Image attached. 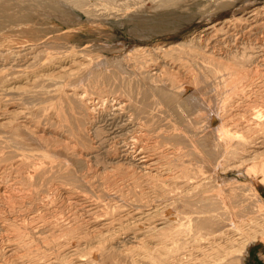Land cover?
Returning a JSON list of instances; mask_svg holds the SVG:
<instances>
[{
  "label": "bare ground",
  "instance_id": "bare-ground-1",
  "mask_svg": "<svg viewBox=\"0 0 264 264\" xmlns=\"http://www.w3.org/2000/svg\"><path fill=\"white\" fill-rule=\"evenodd\" d=\"M85 1L0 0V45ZM35 40L17 53L38 58ZM87 56L0 84L43 105H0V264H248L264 243V4L136 45L126 67ZM219 168L243 169L256 199L231 204Z\"/></svg>",
  "mask_w": 264,
  "mask_h": 264
},
{
  "label": "rangeland",
  "instance_id": "rangeland-1",
  "mask_svg": "<svg viewBox=\"0 0 264 264\" xmlns=\"http://www.w3.org/2000/svg\"><path fill=\"white\" fill-rule=\"evenodd\" d=\"M155 1L128 0L129 3L127 4L118 5L116 3L117 5H114L106 0H86L84 3L85 6H83L84 8L73 7L68 10L70 13L72 12V16H69L67 11V13L62 12L64 16L59 13L58 15L53 14V17L50 15L49 17L51 19L41 18L44 22L39 21L40 23L34 24V28H39L41 33H37L36 30H30L29 35V32L27 31L28 34L26 32L25 34L28 36L21 34L22 37L24 36L23 38H21L20 35L18 36H20L21 39L18 36L16 37L21 41L19 39H13L17 43L19 41L18 45L15 41H8L7 45L11 48L9 49L8 47H2V49H0V72L2 71V75L0 73V84L3 81L13 80L14 77L21 73L28 74L32 71L40 70L49 59H58L60 57L69 58L71 54L75 52H81V50L82 53L90 55L87 57L94 59L92 65L95 66L94 70L96 72L100 66H102L101 68H106L107 70L112 71L116 68L117 64L115 62L121 60L122 62L118 63H121L126 67L127 63L126 61H123L126 60L124 58L126 52L128 53V51L136 45L152 44L156 41L171 42L183 40L185 38L191 37V35L195 32L198 33L204 30V28H207L213 23H217L221 20L240 14L242 10H250L254 7L256 8L257 6L264 4V0H182L180 1L181 3L179 2V4L175 6L158 7L156 4L157 1ZM223 3L228 4L223 5ZM90 9L92 10L90 11ZM87 11L92 13V15ZM59 15L60 17L56 18ZM7 31L9 30L7 29ZM32 31H34V33ZM4 33L7 32L5 31ZM2 34L3 32L0 31V35ZM41 34H44V36ZM28 37L33 39V41L35 39L38 41L42 40V44L36 45L37 53H39L38 58L32 57V55L35 53H23L25 50L22 51L23 54L17 53V50L21 45L34 43L33 41L29 40ZM38 37L42 38L39 39ZM46 38L50 40L48 41ZM26 40H29V42ZM36 40L35 43L38 42ZM12 42H15V45ZM1 45L3 46L4 44ZM7 45L5 44L4 46ZM26 50L29 51L28 49ZM83 50H86V52ZM12 65L16 66L17 68H13ZM96 72L92 73L91 76H97L98 73ZM102 78L104 80H101L102 86L109 87L110 84L107 82L104 76H102ZM111 86L113 85H110V87ZM113 88L115 91L116 88L114 86ZM16 93H19V97L15 95ZM20 93L21 91L18 90L15 92L0 93V105H31H26L23 100L19 99ZM188 94L189 93L186 92L185 95ZM15 96L18 98H15ZM34 104L35 102L28 107L37 111V109L39 110V108L43 106L38 102L36 106ZM44 115L45 118H47V115ZM217 175L220 177V188L223 192H225L227 200L231 204L236 205L237 208H243L248 205L251 200L256 199V196L250 192L251 190H249L251 185V177L243 169L230 168L228 170H224L219 168ZM255 188L264 198V185L258 184V186L256 185ZM248 191L252 195H249V193H247ZM248 199L249 201H247ZM251 250L252 254L248 260V264H264V243L259 242V244L252 246Z\"/></svg>",
  "mask_w": 264,
  "mask_h": 264
}]
</instances>
